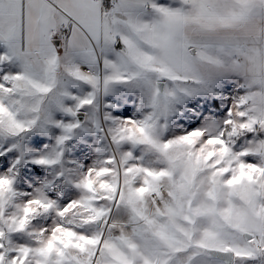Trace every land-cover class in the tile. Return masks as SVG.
<instances>
[{
    "label": "snow or ice",
    "instance_id": "6c2138e0",
    "mask_svg": "<svg viewBox=\"0 0 264 264\" xmlns=\"http://www.w3.org/2000/svg\"><path fill=\"white\" fill-rule=\"evenodd\" d=\"M0 264H264V0H0Z\"/></svg>",
    "mask_w": 264,
    "mask_h": 264
}]
</instances>
